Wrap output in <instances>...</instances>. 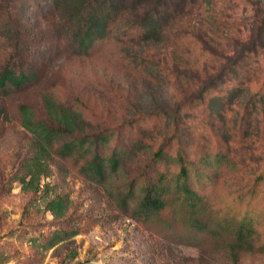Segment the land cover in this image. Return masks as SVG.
<instances>
[{
	"label": "rangeland",
	"instance_id": "374dc122",
	"mask_svg": "<svg viewBox=\"0 0 264 264\" xmlns=\"http://www.w3.org/2000/svg\"><path fill=\"white\" fill-rule=\"evenodd\" d=\"M73 1L0 0V24L10 17L0 33V70L14 45L5 36L15 29L19 69L35 76L18 90H0V264H264V180L252 189L264 162L253 165L251 150L226 144L225 129L198 103L187 108L188 118L181 112L208 83L224 93V67L247 41L264 0H183L161 38L121 34L118 24L86 53L72 37ZM123 5L139 16L162 7L152 0ZM257 53L245 58V81L264 78L263 52ZM44 95L81 114L90 140L98 137L93 148L106 160L102 179L84 170L90 156L85 164L53 152L38 187L22 188L17 179L32 137L19 106L46 122ZM248 96L243 88L237 100ZM179 113L184 125L176 131ZM179 153L191 180L210 179L194 187L203 197V230L188 225L189 209L173 193L160 212L140 213L142 187L160 178L169 183L179 172ZM49 201L58 202L59 215ZM244 213L255 218V249L233 259L234 236L221 226Z\"/></svg>",
	"mask_w": 264,
	"mask_h": 264
},
{
	"label": "trees",
	"instance_id": "16d2710c",
	"mask_svg": "<svg viewBox=\"0 0 264 264\" xmlns=\"http://www.w3.org/2000/svg\"><path fill=\"white\" fill-rule=\"evenodd\" d=\"M152 1L160 3L162 7L150 11L140 9L144 11H142L143 15L139 16L126 9L123 5L124 0H74L72 3H75L77 7H74L77 18L71 31L77 48L81 52H88L97 42L111 38L112 31L115 26L118 27V24L121 34H124L126 30H137L145 41L161 38L164 32L163 26L168 20L174 19L176 12L182 6L181 2L184 1ZM9 18L7 15L0 24L2 35L8 30L6 26L7 22H10ZM252 24L253 28L247 41L241 44V49L228 59L224 67L226 77H228L221 82L225 88L224 93L217 95L218 88L214 83H208L197 92L199 96H192L185 100L186 103L181 112L184 117L188 118L189 109L187 108L198 103L202 106L203 112L208 117H212L219 125L218 129H225L223 141L228 145L232 144L251 150L254 153L252 156L253 165H258L264 162V78L245 81L242 72L245 70L247 56L258 54L259 50L263 52L264 58V7L260 9ZM12 33V37L5 36L14 45L13 51L0 70V90L7 88L18 90L35 78L34 73H25L19 69V63L22 62V59L18 58L21 52H18V45H16L19 32L14 29ZM243 88L247 89L249 99L239 102L237 96ZM210 93L213 95L209 96ZM43 108L48 118L46 122L36 119L28 106H19L21 126L32 137V154L22 163L21 175L17 179L22 188L38 187L40 178L48 174V164L53 152L61 159L75 157L77 162L84 160L85 164L86 158L90 156L91 162L84 166V170L87 169L95 177L102 179L106 160L101 155L94 153L93 147L96 146L98 137L94 141L90 140L91 135H87L81 114L59 104L49 95L43 96ZM183 125L182 115L179 113L176 131ZM102 140L104 141V139ZM177 140L179 139L177 138ZM161 154L159 151L158 155ZM225 159L226 156L222 155L217 160L224 161ZM109 160L110 166L116 168L118 161L114 155ZM177 162L179 172L169 183L166 178H160L157 184H146L142 187L140 213L148 216L160 212L166 206L167 197L174 194L176 201L182 202L189 209L191 218L188 220V225L203 230L208 224L207 220L199 219L198 214L199 209H202L203 206L201 204L203 197L197 194L194 187L202 182L206 183L210 179L204 176L191 180L189 163L184 160L181 153L177 155ZM261 180H264L263 174L257 177L252 189ZM252 189H248L250 194L253 193ZM57 203L49 201L47 204L48 209L52 210V213L56 214L55 216L59 215L56 211V208L59 207ZM232 218L236 221H224L221 230L230 231L234 236V242L229 246V249L235 259L237 252H252L255 249L253 244L256 234L254 230L255 218L248 213L233 215ZM207 232L209 233V229Z\"/></svg>",
	"mask_w": 264,
	"mask_h": 264
}]
</instances>
